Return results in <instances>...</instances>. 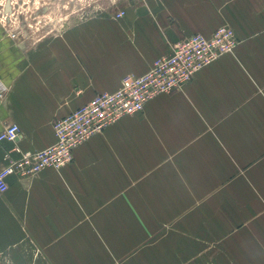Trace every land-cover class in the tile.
Wrapping results in <instances>:
<instances>
[{
    "label": "crops",
    "instance_id": "obj_1",
    "mask_svg": "<svg viewBox=\"0 0 264 264\" xmlns=\"http://www.w3.org/2000/svg\"><path fill=\"white\" fill-rule=\"evenodd\" d=\"M223 25L236 47L180 90L92 135L59 169L7 177L0 249L29 237L68 264H197L207 255L196 247L141 234L183 214L185 199L208 198L207 221L188 225L219 241L209 264H264V0H134L119 20L86 17L33 41L0 27V130L20 129L0 141V168L54 143V119L144 73L179 39Z\"/></svg>",
    "mask_w": 264,
    "mask_h": 264
},
{
    "label": "built area",
    "instance_id": "obj_2",
    "mask_svg": "<svg viewBox=\"0 0 264 264\" xmlns=\"http://www.w3.org/2000/svg\"><path fill=\"white\" fill-rule=\"evenodd\" d=\"M116 15L121 18L125 11L119 10ZM238 41L234 30L225 25L216 28L210 36L193 33L179 39L168 54L154 59L144 73L126 74L115 90L96 93L87 103L54 119V143L40 150L23 151L2 166L0 192L7 189L9 175L29 178L46 167L59 169L67 164L73 158L74 149L92 135L127 115L142 111L152 98L180 90L202 67L231 53ZM5 91L4 86L0 87V96ZM19 136L16 123H8L0 130V141H15Z\"/></svg>",
    "mask_w": 264,
    "mask_h": 264
},
{
    "label": "rangeland",
    "instance_id": "obj_3",
    "mask_svg": "<svg viewBox=\"0 0 264 264\" xmlns=\"http://www.w3.org/2000/svg\"><path fill=\"white\" fill-rule=\"evenodd\" d=\"M133 2L134 0H2L0 2V27L15 38L33 41L42 35L64 28L74 20L86 17L101 16L119 20L120 18L116 15L117 11L126 12ZM185 200H190L192 205L186 207L183 214H166L162 220L158 219L160 220L158 223L154 220V228L142 231L141 237L148 239L147 243L160 238H169L176 244L179 239L186 244L184 246L190 253L194 246L197 249L196 255H207L205 260H200L197 264H209V251L217 248L218 253L221 252L219 241L216 247L214 244L209 245L210 240L205 235L208 230L193 229L191 225H188L197 218H200L201 222L207 221L209 199ZM217 200L223 201L224 199ZM141 217L143 216L137 215L139 223L142 221ZM179 223H186L185 229ZM108 232L112 233V231ZM92 237L96 236L92 235ZM143 248L144 245L136 247L138 251ZM47 249L49 247L38 246L32 238L24 237L0 249V264H68L64 261H50ZM61 250L64 249H60V254L64 253ZM59 255L58 258H64V255ZM85 264L104 263L88 261Z\"/></svg>",
    "mask_w": 264,
    "mask_h": 264
},
{
    "label": "clouds",
    "instance_id": "obj_4",
    "mask_svg": "<svg viewBox=\"0 0 264 264\" xmlns=\"http://www.w3.org/2000/svg\"><path fill=\"white\" fill-rule=\"evenodd\" d=\"M0 2H2V0H0Z\"/></svg>",
    "mask_w": 264,
    "mask_h": 264
}]
</instances>
